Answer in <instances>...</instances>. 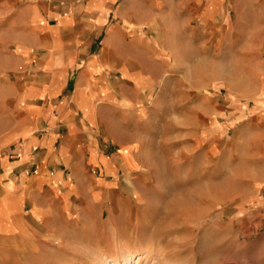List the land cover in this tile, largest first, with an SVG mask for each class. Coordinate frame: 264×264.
<instances>
[{
	"label": "crops",
	"instance_id": "0c3cea01",
	"mask_svg": "<svg viewBox=\"0 0 264 264\" xmlns=\"http://www.w3.org/2000/svg\"><path fill=\"white\" fill-rule=\"evenodd\" d=\"M192 157L264 228V0H0V264L88 236L106 188Z\"/></svg>",
	"mask_w": 264,
	"mask_h": 264
},
{
	"label": "rangeland",
	"instance_id": "374dc122",
	"mask_svg": "<svg viewBox=\"0 0 264 264\" xmlns=\"http://www.w3.org/2000/svg\"><path fill=\"white\" fill-rule=\"evenodd\" d=\"M233 40L235 60H241V50L249 46L251 52L259 39ZM226 49L225 43L219 46L223 66ZM175 125L171 116V132ZM170 136L172 148L176 135ZM202 167L200 172L193 157L170 158L152 173L143 170L145 180L122 177L106 188L102 221L89 223L88 236L78 229L60 230L59 238L71 245L61 244L57 251L42 247L43 260L32 264H97L98 256L109 257L101 264H264V228L247 226V219L258 215L236 211L233 186L220 180L225 177L221 166L214 169L213 181L209 164Z\"/></svg>",
	"mask_w": 264,
	"mask_h": 264
},
{
	"label": "bare ground",
	"instance_id": "6f19581e",
	"mask_svg": "<svg viewBox=\"0 0 264 264\" xmlns=\"http://www.w3.org/2000/svg\"><path fill=\"white\" fill-rule=\"evenodd\" d=\"M107 260H109V257H107V256H105V257H97V264H101V263H104V262H107ZM128 259L127 258H124L123 259V261H127ZM137 262H138V260H137ZM119 264H122V262L121 263H119Z\"/></svg>",
	"mask_w": 264,
	"mask_h": 264
}]
</instances>
